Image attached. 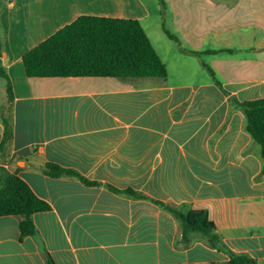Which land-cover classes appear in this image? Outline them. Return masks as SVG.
I'll return each mask as SVG.
<instances>
[{"label":"crops","instance_id":"crops-1","mask_svg":"<svg viewBox=\"0 0 264 264\" xmlns=\"http://www.w3.org/2000/svg\"><path fill=\"white\" fill-rule=\"evenodd\" d=\"M83 15L138 20L167 77L29 78L23 56ZM0 34L15 97L0 168L51 205L36 237L0 217V264H46L43 249L56 264H264L262 161L230 103L264 98V0H0ZM158 202L207 211L226 248L186 246Z\"/></svg>","mask_w":264,"mask_h":264},{"label":"trees","instance_id":"trees-1","mask_svg":"<svg viewBox=\"0 0 264 264\" xmlns=\"http://www.w3.org/2000/svg\"><path fill=\"white\" fill-rule=\"evenodd\" d=\"M165 32L171 39L178 40L167 30ZM2 55L3 42L0 34V79L5 81L7 90V102L0 107L4 127L0 160L6 157L12 144V106L15 99L11 80L2 66ZM22 60L29 78H166L168 74L144 28L135 19L80 16L28 51ZM216 83L229 95L221 83ZM230 103L245 116V131L258 148L262 161L261 175H264V98L240 102L230 96ZM45 171L54 178L71 176L88 185L96 184L78 172L56 164H46ZM127 193L137 196L132 190ZM158 204L180 220L182 242L186 246L199 238L206 240L214 248H226L207 211L191 210L183 213L174 206L162 202ZM50 210L51 205L39 198L16 172L0 168V217H22V237H36L38 230L34 215ZM42 253L46 264H56L46 249ZM229 255L227 264H259L248 254L229 252Z\"/></svg>","mask_w":264,"mask_h":264},{"label":"rangeland","instance_id":"rangeland-1","mask_svg":"<svg viewBox=\"0 0 264 264\" xmlns=\"http://www.w3.org/2000/svg\"><path fill=\"white\" fill-rule=\"evenodd\" d=\"M157 1V0H156Z\"/></svg>","mask_w":264,"mask_h":264}]
</instances>
